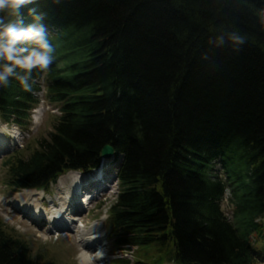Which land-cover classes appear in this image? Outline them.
<instances>
[{
  "label": "trees",
  "instance_id": "obj_1",
  "mask_svg": "<svg viewBox=\"0 0 264 264\" xmlns=\"http://www.w3.org/2000/svg\"><path fill=\"white\" fill-rule=\"evenodd\" d=\"M30 8L45 14L55 59L31 91L0 86V121L27 126L42 89L59 114L27 155L2 160L3 183L47 191L95 171L108 144L109 230L140 251L133 264L264 259V0H34L26 23ZM232 31L247 37L238 52ZM221 34L223 47L209 43ZM0 264L55 263L0 221Z\"/></svg>",
  "mask_w": 264,
  "mask_h": 264
},
{
  "label": "rangeland",
  "instance_id": "obj_2",
  "mask_svg": "<svg viewBox=\"0 0 264 264\" xmlns=\"http://www.w3.org/2000/svg\"><path fill=\"white\" fill-rule=\"evenodd\" d=\"M44 95L43 89L37 93L40 102L31 111L30 121L27 126L17 127L0 121V221L6 225L11 233L29 245L33 256H38L42 260L52 261L55 264H82V254L86 250H84L85 248L80 241L79 235L85 234V230H90L93 225L97 224L99 226V235H101L100 246L104 250L105 257L102 262L104 264H118L117 261L123 259L127 260L128 264H133L137 260L140 251L134 247L127 248L117 245L114 237L111 236L107 219L109 208L118 194V184L114 179L118 166L116 158L113 161L110 160L109 163H105L98 170L100 174L93 180L81 174L84 179L83 181L80 179V183L84 187L82 189L84 195L87 194V196H79L77 199L79 202L74 200L78 203L81 202V205L78 204L80 205L78 210L68 215V219L73 222L72 227L68 228L65 224L60 223L63 225L61 229L49 228L47 223L41 224L33 216H26L24 214L26 212H17L15 210L17 206L15 207V202H12L13 198L17 194L22 193V191L18 193L12 192L3 183L1 162L16 151H23V154L27 155L26 148H33L39 138L46 137L47 133L52 130L54 117L59 112L57 107L45 100ZM102 174L106 175V178ZM96 181L97 183H95ZM100 188H103V190L101 191ZM42 192L45 193L43 197ZM37 193H42L39 196V200L42 201L43 208L47 213L52 210L54 204L59 203L57 199L59 191L56 185H53L47 191H37ZM90 195L93 198L88 202ZM227 195L228 193H226L222 202V209L226 216L231 219L232 208L227 201ZM67 202L75 206L70 200H67ZM72 208V206L69 207L71 210ZM79 225L83 227L80 229L76 228ZM96 252L97 246L87 252L92 258V264H99L100 262L94 259L93 254ZM258 264H264V259Z\"/></svg>",
  "mask_w": 264,
  "mask_h": 264
},
{
  "label": "clouds",
  "instance_id": "obj_3",
  "mask_svg": "<svg viewBox=\"0 0 264 264\" xmlns=\"http://www.w3.org/2000/svg\"><path fill=\"white\" fill-rule=\"evenodd\" d=\"M33 2L0 0V86L7 87L15 79L25 91H31L33 72H46L54 62L56 48L44 23L45 14L30 8L32 22H25L23 9ZM246 40L247 37L238 31L227 33V42L232 44L234 51L238 52ZM209 43L223 47L225 35L221 34ZM93 255L97 260L104 258L100 249Z\"/></svg>",
  "mask_w": 264,
  "mask_h": 264
},
{
  "label": "bare ground",
  "instance_id": "obj_4",
  "mask_svg": "<svg viewBox=\"0 0 264 264\" xmlns=\"http://www.w3.org/2000/svg\"><path fill=\"white\" fill-rule=\"evenodd\" d=\"M81 174L82 173L80 172H70L62 176L58 180V182L55 185L59 191L57 197L59 203L54 204L50 212L47 213V211L44 210L43 203L41 200H39V196L43 192L37 193L36 190H25V192L22 191V193H19L16 196H14L12 202H15L14 204L15 207L17 206V209L14 207L15 210L17 212L18 211L26 212L24 213L26 214V216H33L37 221L41 222V224L47 223L49 228H54L57 230L61 229L63 225H61L60 223L65 224V226H67L68 228L72 227L73 222H71L68 219V215H71L72 213L77 211L81 205V202L80 205H78L79 203L75 202L74 200L78 199L79 196H83V197L87 196V194L84 195V192L82 190L84 189V187L80 185V179L81 181H83L84 179L83 177H81ZM103 177L106 178V175H103ZM95 183H97V181ZM102 190L103 188L101 189V191ZM43 195L44 193L42 194V197ZM90 197H88V201L93 198ZM67 200L73 202L75 206H73L70 203L68 204ZM70 206L73 207L72 210L69 209ZM66 223L69 225H67ZM82 227H83L82 225H79L76 228L80 229ZM98 228L99 226L95 224L91 227L90 230H85V234L79 235L80 241L83 247L85 248L84 250H86V252L82 254V264H92L91 262L92 258L87 252H89V250H92L95 246H97V250L100 249L104 252L102 246H100L101 235H99ZM103 259L99 260L100 261L99 264H104L102 262ZM95 260L97 261V259Z\"/></svg>",
  "mask_w": 264,
  "mask_h": 264
},
{
  "label": "water",
  "instance_id": "obj_5",
  "mask_svg": "<svg viewBox=\"0 0 264 264\" xmlns=\"http://www.w3.org/2000/svg\"><path fill=\"white\" fill-rule=\"evenodd\" d=\"M100 155H101L102 167L106 162L108 163L110 160H112L115 157L113 148L108 144L103 146Z\"/></svg>",
  "mask_w": 264,
  "mask_h": 264
}]
</instances>
